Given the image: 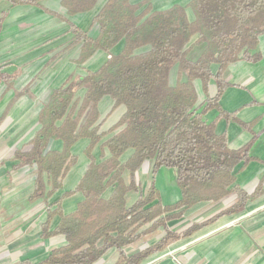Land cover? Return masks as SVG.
Listing matches in <instances>:
<instances>
[{"label":"trees","instance_id":"16d2710c","mask_svg":"<svg viewBox=\"0 0 264 264\" xmlns=\"http://www.w3.org/2000/svg\"><path fill=\"white\" fill-rule=\"evenodd\" d=\"M40 1L0 0L7 5L0 10V31L9 9L39 6ZM96 2L62 0L61 5L68 16H74L90 11ZM186 10L192 13V21ZM94 25L98 31L94 38L69 25L71 45L80 44L76 64L81 66L98 51L107 54V60L84 77H68L53 91L39 112L40 129L12 154L17 162L14 169L34 167V190L27 201L42 200L46 206L41 237L61 236L65 241L36 264H94L112 248L119 251L115 264H141L219 218L239 214L247 202L261 194L262 180L250 194L235 184L237 173L253 160L251 144L230 150L226 134L217 132V123L233 119L219 106L228 87L226 69L261 59L258 45L264 35V0H190L185 7L174 5L162 11H153L149 0H108L93 18ZM119 42H123L122 50L113 55L111 50ZM14 78L0 69V83L11 87ZM196 82L204 96L199 105ZM80 89L85 93L78 100L75 94ZM103 97L113 101L112 110L123 106L125 112L108 132L114 134L100 144L101 162H96L92 151L107 135L99 132L97 124V105ZM211 111L215 117L207 120ZM80 139L88 140L84 150L88 165L75 189L83 200L73 213L64 215L60 201L53 210L47 201L62 188L63 179L75 165L70 149ZM50 141H60L61 151L47 150ZM128 151L130 157L121 162ZM147 160L152 161V175L161 168L175 172L180 199L174 204L163 205L153 186L145 195L139 193L135 174ZM108 188L112 194L103 199ZM130 192L139 196L127 207L125 199ZM232 193L236 201L211 219L180 232L167 228V223L180 218L185 210L201 203H218ZM71 194L65 192L62 199ZM55 216L59 223L49 231ZM146 225L148 228L139 232ZM159 231L163 236L155 244L131 256L123 253L142 236Z\"/></svg>","mask_w":264,"mask_h":264},{"label":"crops","instance_id":"0c3cea01","mask_svg":"<svg viewBox=\"0 0 264 264\" xmlns=\"http://www.w3.org/2000/svg\"><path fill=\"white\" fill-rule=\"evenodd\" d=\"M107 1L97 0L90 11L68 16L61 5L62 0H42L39 6L12 7L3 21L0 69L15 78L11 87L0 83V264H36L52 249L65 244L61 236L41 237V226L47 220L46 206L42 200L27 201L34 190V167L14 169L17 162L12 160V154L25 147L40 129L39 112L53 91L60 88L68 77H84L87 71H96L107 60V54L98 51L78 66L80 44L71 45L72 35L69 33V25L72 24L94 38L98 31L97 26H92V20ZM149 3L153 11H162L174 5L185 7L189 2L182 5L181 0H150ZM4 8L7 5L0 3V10ZM122 47L123 42H119L111 53L118 54ZM258 49L261 54L259 62H240L226 69L228 87L219 100V106L232 114L233 119L219 121L217 132L226 134L230 150L251 144L253 160L237 173L235 184L250 194L262 180L260 196L247 202L239 214L219 218L191 236L150 255L141 264H264V35L259 40ZM211 71L215 73L217 67L213 65ZM195 88L198 94L199 83H195ZM23 91L25 93L16 97ZM84 93L83 89L78 90L75 98L81 100ZM112 108L113 101L109 97H103L97 105L99 132L107 135L92 151L96 162H101L100 144L114 134L108 132L125 112L123 106ZM213 117L215 111L205 118L210 120ZM87 146L88 140L80 139L71 147L76 163L63 179L62 188L48 199L52 210L60 201L62 213L68 215L83 200L75 189L88 165L84 155ZM61 149L60 141H50L47 148L49 151ZM131 153L126 152L120 161L125 162ZM103 154L109 156L107 150ZM135 177L142 195L153 186L163 205L174 204L180 199L175 175L170 169L161 168L152 175V161L147 160ZM123 178L127 182L126 173ZM49 190L47 186L46 191ZM65 192L72 194L62 199ZM111 194L112 188H108L102 198L108 199ZM138 196V193H128L125 199L127 207L132 206ZM236 199L232 193L218 203L197 204L185 210L180 218L169 221L167 228L180 232L193 223L205 222ZM58 223L59 218L55 216L50 221L49 231H53ZM176 226L180 229H175ZM161 234L159 231L155 235H144L123 249V253L134 255L158 242ZM118 258L119 251L112 248L94 264H115Z\"/></svg>","mask_w":264,"mask_h":264},{"label":"rangeland","instance_id":"374dc122","mask_svg":"<svg viewBox=\"0 0 264 264\" xmlns=\"http://www.w3.org/2000/svg\"><path fill=\"white\" fill-rule=\"evenodd\" d=\"M137 1H138V2H137ZM143 1H144V0H143ZM189 1H190V0H181V4H182V5H186ZM139 2H141V1H140V0H135V3H139ZM149 2H150V0H149ZM189 11H190V10L187 11L188 18L192 21L193 18H192L191 13H190ZM194 40H195V38H193V39L191 40V43H193ZM174 78H175V74L172 75V78H171V82H172V83L175 81ZM198 95H199V98H198L197 105L201 104L202 101H203V99H204L200 91H198ZM171 173L173 174V176L175 175V172H174L173 170H171ZM148 226H149V225H146V226L142 227L141 229L145 230L146 228H148ZM176 227H177V228H175V229H180L178 226H176ZM141 229H140V230H141ZM162 236H163V234L160 235V239H161ZM160 239H159V240H160Z\"/></svg>","mask_w":264,"mask_h":264}]
</instances>
